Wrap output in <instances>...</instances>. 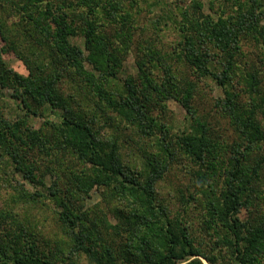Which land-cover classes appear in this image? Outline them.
I'll use <instances>...</instances> for the list:
<instances>
[{
	"label": "trees",
	"instance_id": "trees-1",
	"mask_svg": "<svg viewBox=\"0 0 264 264\" xmlns=\"http://www.w3.org/2000/svg\"><path fill=\"white\" fill-rule=\"evenodd\" d=\"M155 1L163 0H0V33L28 70L14 72L0 53V192L9 179L14 189L27 185L24 201L49 205L68 236L66 246L46 247L13 215L14 229L0 236V264H72L81 253L95 264H264V78L238 55L243 32L264 41V0H212L218 18L203 0L164 2L153 18L157 32H176L171 50L140 38L139 16ZM5 13L16 18L11 28ZM133 49L138 71L122 77ZM173 61L221 89L232 142L220 141L195 105L198 81ZM6 88L22 114H5ZM170 98L190 116L180 132L155 115ZM111 118L152 142L141 176L124 165L116 132L99 131ZM181 164L190 175L182 209L201 205L209 252L159 198L157 183ZM9 171L16 180L5 178ZM68 186L80 210L66 198ZM95 189L103 204L83 209Z\"/></svg>",
	"mask_w": 264,
	"mask_h": 264
},
{
	"label": "rangeland",
	"instance_id": "rangeland-1",
	"mask_svg": "<svg viewBox=\"0 0 264 264\" xmlns=\"http://www.w3.org/2000/svg\"><path fill=\"white\" fill-rule=\"evenodd\" d=\"M211 1L212 0H203V10L205 13H210L215 18H218L219 14L222 12L216 5L213 6V9H210ZM151 2H154V0H151ZM164 2L170 4L171 2H177V0H163L159 5H156L157 3L155 1V3H152L155 4V6L152 7L153 10H151L150 13L147 9L141 13L139 20L140 24L144 26V29L139 30L141 32L140 38H151L158 47L171 50L177 42L178 37L176 32L174 30H162L157 32V27L154 24L155 18H153L155 12H158V10L164 6ZM189 2L190 0H186L185 2H182V4L185 6L187 3L189 4ZM145 6L147 7V5ZM229 13H231V10ZM0 14L2 15V13ZM3 15L4 17L2 18V21L8 24L11 28V22L16 21V18L14 16H9V13H5ZM261 23L264 24V18ZM263 42V39H257L251 33L243 32L239 40L240 50L238 51L239 62L243 65L242 67H258L262 78H264ZM24 49L28 50L29 45H27ZM0 53L2 54L6 65H8L14 72H18L22 75H26L28 73L23 59L15 53L14 48H12L9 41L2 37L1 33ZM136 54V50L133 49L126 57L127 59L123 67L124 71L120 73V76L124 77L129 73H137L138 69L135 64ZM174 67L179 71H186L189 78L198 81V93L195 100L196 107L199 112L206 116L207 120L211 122L214 131L221 134L220 141L226 143L232 142L236 138L235 131L230 125L229 118L224 115L223 110L217 103L222 96L221 89L210 78L198 80L196 74L188 68L182 66L181 63L178 64L174 62ZM12 81L13 82L11 83L13 84L14 80L12 79ZM70 86L71 84L68 87H65V89L76 96V93L78 92L77 89ZM1 95L3 97L5 114L14 117L23 113L21 107H19L17 105L18 103H15V99L11 97V90L8 88L1 89ZM247 99L248 97L246 95L245 100ZM155 109L156 117L161 121H165L173 129V132H180L189 126L190 116L188 112L174 98L159 102L156 104ZM111 120L112 121L109 124L106 122V124L101 123L99 131H101L102 135L105 137H112L111 134L116 132V134L120 137L119 151L124 165L132 170L136 176H141L146 168L144 151L150 153L154 150L152 142L142 136L136 128L127 125L126 123L124 125V122L119 121L117 118H111ZM30 121L35 126H39L43 122V118L35 116L31 117ZM185 171L184 165L181 164L179 166H174L171 171L164 175V178L157 183L159 198L164 201V203L171 210L172 214H176L178 212L183 214L182 216L184 218V222L189 224L193 237L196 241L200 242L205 252H209L213 241H211L205 234L204 225L202 224L203 209L201 205H199L198 202H193V204L188 207L187 211H183L182 209V199L180 195L182 190L185 191V188L190 185L187 177L190 175ZM13 176L12 172L9 171L6 173L5 178L8 177L15 179ZM10 180L11 179L8 180L0 192V214H2V217L0 216V236H4L6 233H9L12 229H14L13 215H16L19 219L24 218L27 220L29 224L26 227L39 235V238L42 241L41 244L56 247L57 244L62 243L66 246L68 236L65 234L63 227L59 224L53 209L49 205L43 206L41 204L26 203L24 201V196L27 190L29 191L27 185L19 189H14L10 186ZM70 190L71 187H66V198L72 202L74 210H80L82 206H80L79 203L71 197ZM22 192H24V195ZM185 192L188 193L187 190ZM198 196L199 195H197V197ZM101 200L102 194L100 189H95L91 193V196L86 199L83 209L96 208L99 203V205L103 204ZM110 216L111 215H109V219L111 222H117L115 217ZM226 253L227 249L225 248L218 251L219 255ZM203 261L205 264H209L204 258ZM66 264H69V261ZM72 264L95 263L86 253H81L72 258Z\"/></svg>",
	"mask_w": 264,
	"mask_h": 264
}]
</instances>
